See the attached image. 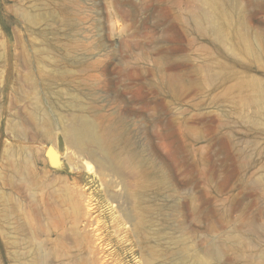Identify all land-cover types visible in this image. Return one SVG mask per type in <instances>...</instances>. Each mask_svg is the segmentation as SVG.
I'll return each mask as SVG.
<instances>
[{"label":"rangeland","instance_id":"1","mask_svg":"<svg viewBox=\"0 0 264 264\" xmlns=\"http://www.w3.org/2000/svg\"><path fill=\"white\" fill-rule=\"evenodd\" d=\"M201 8L196 0H0V195L7 146L25 147L41 170L53 169L49 148H68L62 131L52 144L43 136L30 115L37 102L53 124L87 110L101 130L128 135L151 178L167 179L164 249L181 239L197 264L264 263V134L253 132H264V120L245 83L264 82V60L241 54L234 63L231 41L208 46L184 23ZM207 53L232 67L227 82L207 80ZM86 160L91 168L79 171L103 195L102 154ZM3 242L0 206V264Z\"/></svg>","mask_w":264,"mask_h":264},{"label":"bare ground","instance_id":"2","mask_svg":"<svg viewBox=\"0 0 264 264\" xmlns=\"http://www.w3.org/2000/svg\"><path fill=\"white\" fill-rule=\"evenodd\" d=\"M196 1L201 3L200 13L185 17L184 23L207 39L208 46L221 48L231 41L226 56L234 63H239L241 54L257 62L264 60V0ZM28 17L32 24L39 21L35 15ZM254 17L260 19L261 30L252 23ZM40 34L49 44L48 31ZM204 58L207 80L221 76L227 82L233 76L232 67L216 56L207 53ZM214 67L218 74L213 73ZM245 83L253 92L249 107L256 108L264 120V82L254 79ZM243 85L228 88L230 100ZM51 104L58 108L56 99ZM87 113L77 110L72 118L53 124L44 106L36 103L30 115L43 136L52 144L62 131L68 146L57 152L47 150L53 169L36 167L25 147L5 148L0 195L4 264H197L195 254H189L187 260L188 249L181 239L174 247L163 248L167 179L163 174L151 178L148 161L128 150L124 131L117 127L101 130ZM13 131L16 140L24 138L20 130ZM253 132L264 134L255 127ZM99 154L103 195L92 192L97 180L79 171L82 167L89 170L86 159ZM59 158H65L69 166Z\"/></svg>","mask_w":264,"mask_h":264}]
</instances>
